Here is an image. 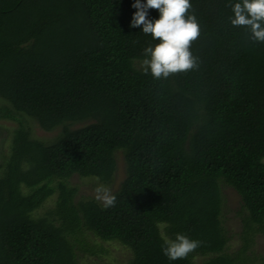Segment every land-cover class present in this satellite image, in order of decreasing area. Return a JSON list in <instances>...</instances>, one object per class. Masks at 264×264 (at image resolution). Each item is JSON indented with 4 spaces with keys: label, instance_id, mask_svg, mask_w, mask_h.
I'll return each instance as SVG.
<instances>
[{
    "label": "trees",
    "instance_id": "trees-1",
    "mask_svg": "<svg viewBox=\"0 0 264 264\" xmlns=\"http://www.w3.org/2000/svg\"><path fill=\"white\" fill-rule=\"evenodd\" d=\"M134 2L0 0V118L18 123L7 154L0 141V264H84L91 238L125 246L128 264H264V43L231 24L239 0H191L198 68L157 80L142 62L159 41L130 27ZM30 120L62 129L46 141ZM75 175L110 187L115 206L77 200ZM177 234L202 243L169 260Z\"/></svg>",
    "mask_w": 264,
    "mask_h": 264
},
{
    "label": "clouds",
    "instance_id": "clouds-1",
    "mask_svg": "<svg viewBox=\"0 0 264 264\" xmlns=\"http://www.w3.org/2000/svg\"><path fill=\"white\" fill-rule=\"evenodd\" d=\"M137 11L133 14L130 27H141L145 35L159 41L155 46L149 45L144 50V73L149 70L154 79H167L170 75L188 72L198 68L197 57L191 46L200 34L201 29L195 15H189L191 0H135L132 5ZM150 9L159 11V18H148ZM233 27H247L251 38L264 43V0H239L232 4ZM95 199L105 209L114 207L117 197L111 190L98 185L95 188ZM201 241L191 239L184 234H177L174 240L165 239L163 254L169 260L186 259L188 255L201 246Z\"/></svg>",
    "mask_w": 264,
    "mask_h": 264
},
{
    "label": "rangeland",
    "instance_id": "rangeland-1",
    "mask_svg": "<svg viewBox=\"0 0 264 264\" xmlns=\"http://www.w3.org/2000/svg\"><path fill=\"white\" fill-rule=\"evenodd\" d=\"M4 102L0 99V106L3 105ZM30 125L32 128V135L34 137L52 141L54 140L59 132L61 131V127L54 130V131H46L42 129L37 122L34 120H30ZM18 123L15 120H8L0 118V141L1 147L4 154H7L11 144L12 134L14 130H16ZM80 126V125H77ZM76 127V126H75ZM119 170L116 174V185L112 187V189L119 186V183L125 177V170H124V160L122 155L119 156ZM70 183L75 185L79 188V192L76 196V199H80L82 197L87 196H95V188L99 185L96 180L92 178H81L78 175H75L70 179ZM102 185V184H101ZM111 189L110 187H108ZM114 188V189H115ZM111 189V190H112ZM226 194L228 196L229 201V228L231 229L232 233H238L241 231V220L238 217H235L236 210L240 208V196L238 193L233 191L232 189H226ZM57 194L52 196L45 205L39 210L41 214L47 211L50 207L55 205ZM93 241L91 244L95 246V253H85L80 252L82 258V263L84 264H128L131 258V252L125 246L118 242H103L100 239L91 238ZM242 240L240 239L239 235L234 236V249L240 247L242 244ZM255 252L257 254L264 255V235H259L256 239V245L254 247ZM204 260V257H197L195 260V264H201Z\"/></svg>",
    "mask_w": 264,
    "mask_h": 264
}]
</instances>
